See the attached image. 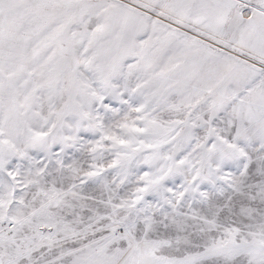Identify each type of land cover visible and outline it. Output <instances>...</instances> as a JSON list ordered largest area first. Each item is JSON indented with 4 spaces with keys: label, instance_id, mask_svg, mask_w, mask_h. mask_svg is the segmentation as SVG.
Instances as JSON below:
<instances>
[{
    "label": "snow or ice",
    "instance_id": "obj_1",
    "mask_svg": "<svg viewBox=\"0 0 264 264\" xmlns=\"http://www.w3.org/2000/svg\"><path fill=\"white\" fill-rule=\"evenodd\" d=\"M0 264H264V0H0Z\"/></svg>",
    "mask_w": 264,
    "mask_h": 264
}]
</instances>
